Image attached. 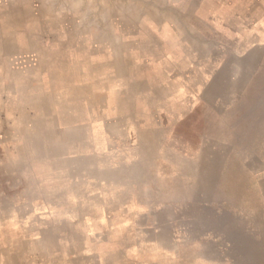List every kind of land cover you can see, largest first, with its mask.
Wrapping results in <instances>:
<instances>
[{
    "label": "rangeland",
    "instance_id": "1",
    "mask_svg": "<svg viewBox=\"0 0 264 264\" xmlns=\"http://www.w3.org/2000/svg\"><path fill=\"white\" fill-rule=\"evenodd\" d=\"M188 39L171 100H77L43 140L0 148V264H264V38L199 59Z\"/></svg>",
    "mask_w": 264,
    "mask_h": 264
},
{
    "label": "crops",
    "instance_id": "2",
    "mask_svg": "<svg viewBox=\"0 0 264 264\" xmlns=\"http://www.w3.org/2000/svg\"><path fill=\"white\" fill-rule=\"evenodd\" d=\"M20 1L0 14L7 23L18 14L12 32L0 29L4 149L59 130L65 122L59 106L72 108L77 100L115 107L161 91L171 100L173 84L188 72V38H195L196 59L208 56V46L264 38V0ZM27 51L37 54L38 65L13 68L9 59ZM68 123L65 129L75 128Z\"/></svg>",
    "mask_w": 264,
    "mask_h": 264
}]
</instances>
